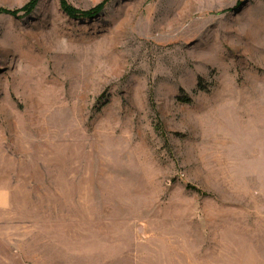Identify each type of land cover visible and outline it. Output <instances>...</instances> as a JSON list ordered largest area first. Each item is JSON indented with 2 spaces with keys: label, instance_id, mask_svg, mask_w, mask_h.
Here are the masks:
<instances>
[{
  "label": "rangeland",
  "instance_id": "1",
  "mask_svg": "<svg viewBox=\"0 0 264 264\" xmlns=\"http://www.w3.org/2000/svg\"><path fill=\"white\" fill-rule=\"evenodd\" d=\"M32 1L0 0V264H264V0Z\"/></svg>",
  "mask_w": 264,
  "mask_h": 264
},
{
  "label": "trees",
  "instance_id": "2",
  "mask_svg": "<svg viewBox=\"0 0 264 264\" xmlns=\"http://www.w3.org/2000/svg\"><path fill=\"white\" fill-rule=\"evenodd\" d=\"M35 1L36 0H33L29 6L32 7V5L35 3ZM61 5L63 6L65 13L68 14L69 16L73 17V16L77 15V12H75V10H73L71 7L66 5V3L61 2ZM29 6L23 8V10H25V11L29 10V8H30ZM13 13L15 14L16 12H13ZM85 15H89V14H81V16H85Z\"/></svg>",
  "mask_w": 264,
  "mask_h": 264
},
{
  "label": "crops",
  "instance_id": "3",
  "mask_svg": "<svg viewBox=\"0 0 264 264\" xmlns=\"http://www.w3.org/2000/svg\"><path fill=\"white\" fill-rule=\"evenodd\" d=\"M2 202H3V195L0 194V203H2Z\"/></svg>",
  "mask_w": 264,
  "mask_h": 264
}]
</instances>
